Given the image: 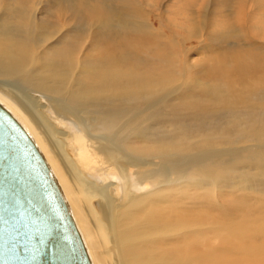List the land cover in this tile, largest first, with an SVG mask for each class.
Wrapping results in <instances>:
<instances>
[{"label":"bare ground","instance_id":"1","mask_svg":"<svg viewBox=\"0 0 264 264\" xmlns=\"http://www.w3.org/2000/svg\"><path fill=\"white\" fill-rule=\"evenodd\" d=\"M163 1L0 0V106L85 264H264V0H188L169 32Z\"/></svg>","mask_w":264,"mask_h":264},{"label":"water","instance_id":"2","mask_svg":"<svg viewBox=\"0 0 264 264\" xmlns=\"http://www.w3.org/2000/svg\"><path fill=\"white\" fill-rule=\"evenodd\" d=\"M48 179L29 137L0 106V264H85Z\"/></svg>","mask_w":264,"mask_h":264},{"label":"rangeland","instance_id":"3","mask_svg":"<svg viewBox=\"0 0 264 264\" xmlns=\"http://www.w3.org/2000/svg\"><path fill=\"white\" fill-rule=\"evenodd\" d=\"M136 3H140V2H142V3H144V4H146L147 6H148V8H149V10H152L153 9V7H154V5H155V1L156 0H134ZM204 1H206V0H194V2L191 4V3H189L188 2V0H164L163 2H162V5L160 6L159 5V7H157L156 6V9L155 10H153L149 15H150V21L154 24V26H153V28H154V30L156 29V25H159V22H161L163 25H165L166 27H167V29H165L166 30V32H169L171 29H173V27L171 26L172 24H174V25H177V24H179V22L178 21H180L181 20V17L182 16H184L183 14L186 12L185 11V9L184 8H186V6L187 5H189V4H191V6L190 7H192V9H194V10H196V11H198L199 9H201L202 10V5H204ZM153 2V3H152ZM188 2V3H187ZM200 4H199V3ZM249 2V1H248ZM247 2V3H248ZM187 3V4H186ZM203 3V4H202ZM199 5V6H198ZM206 6V5H205ZM189 7V10L191 9ZM197 7L199 8V9H197ZM201 7V8H200ZM247 7V6H246ZM181 8V9H180ZM249 11L248 12H251V4L248 6V8H247ZM148 10V9H147ZM185 11V12H184ZM176 13V15H175V13ZM194 13V12H193ZM218 13H216V17H218ZM168 16V17H167ZM189 17V16H188ZM170 19V20H169ZM178 19V20H177ZM167 22H166V21ZM176 20V21H175ZM174 21V22H173ZM217 21H218V23H219V21H220V19H218L217 18ZM182 26H184V25H182ZM66 29V28H65ZM169 29V30H168ZM184 30H189V28L188 27H184L183 28ZM68 32H69V30H67ZM181 32L183 33V30H181ZM191 36H189V37H187L188 39L190 38ZM91 42H93L92 40H90ZM190 45H192V46H194V48L195 49H198L200 52H201V47H199V46H196L197 44H196V40H192L191 41V39H190ZM123 43L125 44V41H115V42H112L111 44V47H110V49H109V52H111V53H115V50H116V48L118 47V46H121V45H123ZM121 44V45H120ZM204 45V44H203ZM205 45H209V42H207ZM204 45V46H205ZM204 46L202 47V48H204ZM223 48V49H222ZM227 48V49H226ZM219 49V50H218ZM194 51V52H192V54H191V59H194L195 58V56H198L199 55V51ZM238 51L239 50V47H236V46H228V47H223V46H221L220 48L217 46L216 47V50H214V51H210V50H207V51H209V52H211L212 54H221V53H223L224 51L226 52V51ZM239 52V51H238ZM199 59H200V57H199ZM195 60H198V58L197 59H195ZM131 64H133V63H130V62H128L127 60H126V58L124 57V55H123V66H127V65H131ZM1 73V72H0ZM1 74H3V73H1ZM0 77H2V79H5V77H3L2 75L0 76ZM7 78V77H6ZM1 79V78H0ZM7 79H10V78H7ZM12 80H14V79H12ZM22 84V83H21ZM23 86L24 87H26L27 89H24V88H21V87H18V86H16V85H14V84H7V87L8 88H10L9 90H11V91H13L14 93H19L20 94V92H22L23 94H25V96H34L35 95V93L34 92H32V90H33V87L32 86H30V85H26V84H23ZM14 87L15 88H17V89H14ZM19 88V89H18ZM31 88V89H30ZM14 89V90H13ZM21 89H23V90H21ZM32 92V93H31ZM17 93V94H18ZM25 98V97H24ZM24 98H22V100L24 99ZM21 99V98H20ZM252 109V111L253 110H255V112H261L262 114H264V100H261V101H259V103L258 104H255V106L253 107V108H251ZM258 110V111H257ZM228 114L225 112V114H224V118H222V120L221 121H232L231 120V118L229 119L228 117ZM227 117V118H226ZM260 126V125H259ZM259 126H257V127H259ZM149 140H151L150 138H149ZM144 150H147V149H144ZM182 186V187H181ZM177 190H176V194L178 195V193L180 192V191H183L184 193H186L189 197H193V194L194 193H197V192H199V193H201V192H203V191H205L206 189L205 188H203V189H200V190H194V188L193 187H186L185 185H177ZM180 189V190H179ZM218 194V193H217ZM240 194H245V195H249L250 193H248V192H242V193H240ZM239 195V194H238ZM225 197V196H224ZM224 197H222V198H224ZM193 200V199H192ZM220 201L219 202H221V204L222 203H224V204H222L223 206H227V207H230L229 205H231V203H229V201H226V200H224V199H219ZM193 202H194V204H193V207L192 208H194L197 204L195 203V200H193ZM229 205H228V204ZM232 206V205H231Z\"/></svg>","mask_w":264,"mask_h":264}]
</instances>
